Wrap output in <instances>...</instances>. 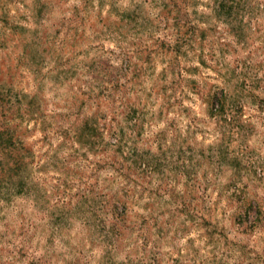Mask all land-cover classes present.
I'll use <instances>...</instances> for the list:
<instances>
[{
  "label": "rangeland",
  "instance_id": "rangeland-1",
  "mask_svg": "<svg viewBox=\"0 0 264 264\" xmlns=\"http://www.w3.org/2000/svg\"><path fill=\"white\" fill-rule=\"evenodd\" d=\"M0 264H264V0H0Z\"/></svg>",
  "mask_w": 264,
  "mask_h": 264
}]
</instances>
